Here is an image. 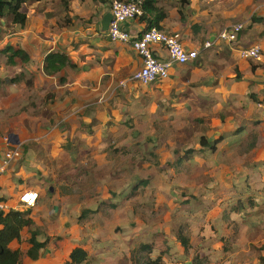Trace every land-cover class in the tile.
<instances>
[{
    "label": "crops",
    "instance_id": "1",
    "mask_svg": "<svg viewBox=\"0 0 264 264\" xmlns=\"http://www.w3.org/2000/svg\"><path fill=\"white\" fill-rule=\"evenodd\" d=\"M43 1L29 6V8L36 7L31 15L25 11V6L24 11L27 14L25 26L22 29L14 27V32L4 39L5 46L12 45L23 50L29 59L27 63H22L16 58L14 59L15 65H10L7 64V58L2 55L4 63L0 65V80L3 82L15 79L16 81L14 84L5 83L4 85L16 89L26 87V82L30 81L32 85L30 89L37 94L38 99L47 101V115L45 116L49 117L48 121L51 116L56 122L70 120L72 117L77 119L81 115L86 123L91 119L85 117L89 107H93L92 119L102 125L113 117L118 121L123 120L125 114L121 111L119 113L115 108H125L128 113L140 107L139 111L148 115L146 121L154 120V113L159 112L162 103L176 109L189 107L190 113H194L196 118L205 114L210 115V110L213 108L221 109L218 113L220 120H224V124L219 123L222 126L221 131H216L217 136L213 135L214 137L210 134L203 135L206 140L207 138L213 141L219 140L216 150L211 152L213 156L211 163L199 157L207 149L198 144L192 148L196 152L190 159L183 160L180 165L177 164V170L173 167L175 170L169 175V182L164 174V179H159L157 183L150 181L146 187L139 189L137 193L140 194L136 198H140L138 202L145 206L148 199L142 197L143 190L156 186L155 195L150 199L162 206L163 215L168 216L167 213L170 210L174 211L176 208L174 204H180L184 210L190 212L189 216L181 215L180 225L188 226L190 252L198 255L200 253L202 258L209 261L208 263L215 264L219 261V264H261L258 258H255L257 261L249 260L248 254L254 250L259 238L264 237V214L262 212V209L264 211V106H258L264 101V67H254L256 65L253 66L254 68L251 67L240 57L239 51L259 46L262 52L261 62L264 65V0H157V7L166 13V18L160 23L161 31L178 34L183 46L186 49L198 51L199 55L194 62L173 65L169 70L167 80L145 87L131 82H127L125 86L120 85L140 69L141 59L130 44L111 42L106 32L101 31L100 22L108 13V5L100 4L96 0H65L68 3L67 9H63L58 16H52L51 11L42 5ZM63 6L65 7V4ZM253 17L259 21L252 24ZM62 21H66L67 26H64ZM236 23L248 24L250 29L247 34L242 36V31L238 40L231 44L216 40L221 30ZM126 29L132 37H135L146 30V23L138 19L126 24ZM207 41L213 42V46L204 50L203 45ZM3 48L1 45L0 50ZM153 49L159 58L163 60L167 58L163 49L158 46ZM52 52L65 53L73 67H66L54 76H46L43 72L44 59ZM129 87L135 90L132 91ZM117 91L126 96V103L110 107V101L115 99L112 95ZM140 94H145L150 101L149 104L141 103ZM180 96L185 97L184 100L180 101ZM156 99L162 103L159 101L158 105L155 102ZM176 114L173 112V115L168 117L164 115L159 122L167 123L168 118H177ZM196 118L191 116V120ZM70 123L71 121L68 124ZM58 135L60 138L63 136V140L68 135L70 138L77 136L71 127L65 133ZM12 136L10 135V146L19 145V158L21 159V144L19 140L16 143ZM248 138L251 140L250 143L242 147L240 141ZM228 145L230 147H227ZM5 147L6 150L9 148L6 143ZM59 150L62 153L63 148ZM184 152L176 159H183ZM72 153L73 156L75 153ZM3 155H1V160ZM237 155L244 163L246 162L245 165L251 167L250 177L255 184L253 186L258 189L254 199L249 193H245L244 196H233L232 192L220 195L217 194V190H211L213 187L219 188L223 185L220 181V183L213 182L209 178V175H212L209 172H213L215 160L218 161L216 170L226 169L227 165L229 168L233 165L229 163L230 158ZM13 162L17 161H12L11 166L15 164ZM187 165L200 167V172H196L195 175L197 177L206 176V184L196 178L179 180L177 177L180 175L179 172L183 171ZM8 172L6 169L4 175ZM9 176L0 179V202L14 209V207L17 208L20 191L26 189L29 184L28 182L15 184L14 180H17L18 175L16 174V178L12 174ZM141 180L148 181L149 177L141 178ZM166 185L174 186L177 191L180 188H187V191L180 196L168 199L163 197L161 191V188L165 189ZM8 187L19 188L15 195L16 205L14 200H10L13 194H8L10 189ZM177 191L175 194H178ZM180 192H182L181 189ZM251 192L254 190L252 189ZM57 200L58 197L55 195L52 196L50 203L47 199L38 204L39 206L37 205L33 210L31 220L35 222L37 220L35 215L42 212L48 215L55 212L59 214ZM107 204L115 207L111 210L117 222V225H113L115 231L119 226V207L114 202ZM181 206L176 210L183 209ZM51 209L53 213L50 212ZM17 210L22 212L21 209L17 208ZM97 210L96 208L90 211ZM113 212L111 217H113ZM248 212L253 213L248 214ZM97 213V217L104 218L102 212ZM135 216L132 209L129 210L127 222L135 219ZM154 219L162 220L160 216ZM58 220L61 222L66 218L59 216ZM139 224L138 226H144L141 220ZM178 227L174 225L175 232L170 234L168 242L167 240L165 242L174 249V252L186 255L187 253H184L178 241L175 240ZM174 228L172 227V230ZM56 229L57 227L55 231ZM169 231L171 232L170 229ZM99 236L101 234L96 233L94 238L90 237L91 240L97 241L94 245L87 242L82 246L72 245L68 250L63 247L60 249V255H57L58 253L49 254L45 261L40 257L43 248L39 251L37 260H30L25 255L24 264H65L71 250L76 247L86 250L89 257L93 255L97 259L102 258L101 264L111 263L109 257L104 254L107 252L106 249L112 250L109 248L110 244H103L108 243L106 241L109 238L101 236L103 237L101 240ZM141 243H150V240ZM261 245H264V241ZM100 246L107 248L102 249ZM9 247L12 250L18 249L17 242H12ZM51 247L57 248L52 244ZM131 249L125 246L120 252H124V256L128 257ZM152 258H154L153 255ZM163 261L168 264L165 257ZM183 263L189 264V261ZM183 263L180 262V264Z\"/></svg>",
    "mask_w": 264,
    "mask_h": 264
},
{
    "label": "rangeland",
    "instance_id": "2",
    "mask_svg": "<svg viewBox=\"0 0 264 264\" xmlns=\"http://www.w3.org/2000/svg\"><path fill=\"white\" fill-rule=\"evenodd\" d=\"M64 1L44 0L42 5H45L44 7L51 11L52 16H58L65 9L63 6ZM29 6L25 7V11L31 15L36 7L29 8ZM251 23L253 24V22ZM62 24L67 26L66 21H62ZM247 25L244 24L242 36L247 34L250 29ZM13 30V27H3L0 24V46L2 45V48L5 46L3 44L4 39L13 33ZM3 59L4 57L0 55V65L4 63ZM246 63L251 67L254 65H256L254 67H264L262 62L246 61ZM4 84V81H1L0 165L3 163L1 155L6 151L3 140L10 135L18 136L21 144V159H16L17 162H13L15 164L10 165L11 168L10 166L7 168V172L8 170L12 171H9L3 178L10 177V174L16 178L17 174V180H14L15 184L28 182L29 185L24 190H34L39 194L37 205L47 199L50 203L52 196L57 195V208L60 210L59 214L55 212L48 215L42 212L35 215L37 220L22 231V239L17 243L21 252L20 264H24L25 255L31 247L29 240L32 237L37 242L42 241L41 243L45 244L40 256L45 261L49 254L56 255L58 253L57 255H60V249L63 247L68 250L72 245L82 246L87 242L94 245L97 241L91 240L90 237L94 238L96 233L110 239V242L108 239L106 241L108 243H103L110 244L109 248L112 249H106L107 252H104L111 261L108 264H125V260H123L125 253L120 252V250L124 249L125 246L129 250L134 249L142 241L147 242L149 240L150 242L155 241L159 245V248L153 253L155 259L159 255L158 251L161 250L163 241L167 240L168 242L169 235L175 232L174 225L178 227L181 224V215L189 216L191 213L184 210L180 204H174L176 208L181 206L183 209L176 210L175 208L174 211L170 210L167 213L168 216L163 215L162 206L150 199L155 195L156 186L155 188L148 187L143 190L141 195L143 198L148 199V203L142 206L138 202L140 198H136L140 193H137L135 197L134 194L132 195L134 192L133 187L141 178L149 177L148 182L155 181L157 183L159 179L165 178L164 174H166V180L169 182V175L173 174V170H175L171 165L175 162L176 156L179 157L184 151L197 146L204 134L206 136L208 134L217 136L216 131H221L222 126L219 123L224 124V120L221 121L218 116L221 109L213 108L210 110V115L205 114L202 116L198 114L202 117L196 118L194 113H190L191 109L189 107L171 108L156 99L155 102L158 105L159 101L162 104L159 107V112L154 113V120L150 121H146L148 115L144 114L143 111L140 112V107L134 108V111L128 113L125 108H115L119 113L121 111L125 114L123 120L118 121L113 117L110 118V121L107 120L105 125H102L92 119L93 107H89L88 113L85 112L87 113L85 117L92 119H89V122L84 123L85 121L82 120L83 117L79 113L77 119L72 117L70 120L56 122L51 116L50 120L52 121H48L49 117L45 116L47 115V101H40L37 94L30 87H17L15 89ZM129 89L135 90L131 87ZM112 97L115 99L110 101V107L125 104L127 100L126 96L119 91L115 92ZM184 98L180 96L179 100L182 101ZM139 100L142 101L141 103L145 102L146 104L150 102L145 94H140ZM173 112L177 113V118L170 117L167 123L159 122V119H163L164 115L168 117L173 115ZM191 116L196 119L191 120ZM70 127L77 135L76 138H70L69 135L64 140L63 136L60 138L58 134L65 133ZM207 140L213 141L211 138H207ZM250 141V138L243 139L240 141L241 146H247ZM85 146H88L90 150ZM61 147L63 148L62 153L59 150ZM227 147H230V145ZM204 152L199 157L211 163V157H213L211 152L208 150H204ZM71 153L75 154L72 156ZM241 161L238 155L232 156L229 163H233V165H230V168L227 165L228 168L226 167V169L219 168V170H216L218 169V161L215 160V166L213 172H209L212 174L209 175V178L213 182L220 181L223 185L219 188L217 186L213 187L211 190H217V194L220 195L232 192L233 196H244L245 193H249L251 198L254 199L258 189L253 186L255 184L250 177L249 170L251 167L245 165L246 162ZM200 170V167L187 165L183 168V171L179 172L180 175L177 177L179 180L181 178H196L206 184V176L197 177L195 175ZM17 189L19 188H10L8 191V194H13L10 200H14L15 205ZM180 189L182 192H180ZM180 189L177 191L174 186L166 185V188H161V191L163 197L170 199L187 191V188ZM252 189L254 192H251ZM175 191L178 194H175ZM116 200H119V202H116ZM109 202H114L119 207V226L115 231L113 225H117V222L114 212L111 211L115 207L108 205ZM35 207L32 209L21 208V211L31 218ZM96 208L103 213L104 218L97 217L96 214L98 213H92L84 219H79V217H82L83 211ZM131 209L136 216L135 219L127 222V214ZM50 212H52V209ZM112 212L113 217H111ZM262 212L264 214L263 209ZM252 213L248 212V214ZM59 216H64L66 220L59 222ZM156 216H160L162 220H155L154 217ZM140 220L144 226H138ZM101 236H99V239L102 240L103 237ZM262 241H264L263 236L255 244L254 250L249 252L248 258L252 261H257L255 258H258L260 263L264 264V245H261ZM51 244L57 248L54 249ZM12 246L14 245L12 244ZM92 248L94 247L92 246ZM104 248L107 247L103 246L102 249ZM194 254L197 253L189 251L186 255H181L174 252L173 249L171 252L165 253L163 257H165L168 264H180L181 261L182 263L189 261V264H191ZM199 257H201L200 253ZM89 259V264H101L103 261L102 258L97 259L93 255ZM218 262L215 264H219Z\"/></svg>",
    "mask_w": 264,
    "mask_h": 264
},
{
    "label": "trees",
    "instance_id": "3",
    "mask_svg": "<svg viewBox=\"0 0 264 264\" xmlns=\"http://www.w3.org/2000/svg\"><path fill=\"white\" fill-rule=\"evenodd\" d=\"M42 0H0V24L3 27H16L22 29L27 20V14L24 11V7L33 3H39ZM100 4L109 5L111 0H96ZM109 1V3H108ZM108 3V4H107ZM65 10L67 9V1L64 2ZM157 0H142V16L139 18L140 21L146 23V30L152 28L161 30L160 23L166 18V13L157 7ZM253 23L259 21L255 17L251 19ZM0 54L7 58V64L15 65L14 59H19L22 63L28 62V55L21 49L16 48L12 45H7L0 50ZM66 67H73L71 61L65 53L52 52L49 53L44 59L43 72L46 76H54L61 72ZM15 79L5 80L4 83L14 84ZM1 83V81H0ZM31 82H26V87L31 88ZM85 125V124H83ZM221 140V139H220ZM219 140L207 141L204 137L200 138V146L210 152L216 150V145ZM196 151L193 149L187 150L184 153L183 159H176L171 167L176 170L177 164L180 165L185 159H190ZM178 157V156H176ZM20 159V158H18ZM16 160V159H15ZM148 185L147 180H140L134 187L132 195L137 194V191ZM99 210V209H98ZM97 211H83L82 217ZM28 214L20 211L10 210L7 212L0 211V264H20L21 252L19 249H10L12 242H20L21 232L30 227L33 224L31 218L27 217ZM188 226L182 224L178 227L175 235L179 245L182 247L184 253H188L191 250L190 237H189ZM165 244L160 248L159 255L154 259L152 255L159 245L155 241L150 243H139L134 249L129 252L128 257L124 256L125 264H164L163 256L167 252L172 251V247ZM29 244L30 249L27 251V258L30 260H37L39 251L45 247L44 243L37 242L34 237L30 238ZM65 264H89V256L86 250L81 247H76L71 250ZM191 264H209L206 258L199 257L198 254H194Z\"/></svg>",
    "mask_w": 264,
    "mask_h": 264
},
{
    "label": "built area",
    "instance_id": "4",
    "mask_svg": "<svg viewBox=\"0 0 264 264\" xmlns=\"http://www.w3.org/2000/svg\"><path fill=\"white\" fill-rule=\"evenodd\" d=\"M108 13L112 15L106 36L111 42L130 44L133 51L141 59V67L134 72L126 82L120 85L125 86L127 82L145 87L155 83L163 82L169 78V70L173 65H185L194 62L199 53L195 50L186 49L181 43L180 37L175 33H167L155 28L143 31L140 35L132 37L126 29V24L138 20L142 16V0H111L108 5ZM244 30L243 23H236L221 30L216 36L219 42L228 44L238 40ZM163 49L167 58H159L154 53V47ZM213 46V42L207 41L203 49L207 50ZM239 55L243 60L261 62L262 52L259 46L242 49ZM264 106V101L258 104ZM264 120V119H263ZM4 142L8 148L3 155L0 165V179L12 161L20 157L19 145L10 146L11 138L7 136ZM39 194L34 190H24L18 196L17 208L31 209L37 205ZM11 209L8 205L0 202V211H19Z\"/></svg>",
    "mask_w": 264,
    "mask_h": 264
},
{
    "label": "water",
    "instance_id": "5",
    "mask_svg": "<svg viewBox=\"0 0 264 264\" xmlns=\"http://www.w3.org/2000/svg\"><path fill=\"white\" fill-rule=\"evenodd\" d=\"M111 19H112V15L110 13H106L103 16V18L100 22V28H101L102 32H107ZM12 137L15 139V142L17 143L18 142L17 136L13 135Z\"/></svg>",
    "mask_w": 264,
    "mask_h": 264
}]
</instances>
